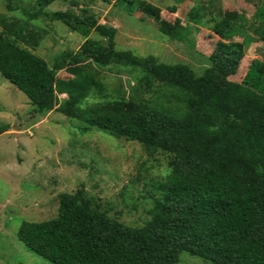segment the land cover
<instances>
[{
    "label": "trees",
    "instance_id": "obj_1",
    "mask_svg": "<svg viewBox=\"0 0 264 264\" xmlns=\"http://www.w3.org/2000/svg\"><path fill=\"white\" fill-rule=\"evenodd\" d=\"M56 1L35 0L19 8L22 18L0 20V74L39 115L56 111L82 122L81 133L95 129L138 143L167 163L155 175L159 162L143 163L133 179L147 189L152 204L142 225L111 216L82 188L58 196L55 218L23 221L20 241L52 264H179L181 254L205 264H264V61L252 60L240 82L229 79L253 38L264 43V0L249 20L235 11L205 20L206 9L197 4L188 24L168 22L145 0H101L129 16L140 11L172 40H186L189 24L208 28L219 40L200 73L187 64L119 50L116 28L101 24L88 7L47 11ZM7 6L15 10L10 1ZM40 20L82 36L80 49L58 54L49 65L36 52L48 35L33 25ZM111 67L135 74L137 85L128 96L122 88L106 98L101 70ZM61 71L70 76L64 99L56 91ZM91 95L101 99L87 103ZM8 130L0 126V135Z\"/></svg>",
    "mask_w": 264,
    "mask_h": 264
},
{
    "label": "rangeland",
    "instance_id": "obj_2",
    "mask_svg": "<svg viewBox=\"0 0 264 264\" xmlns=\"http://www.w3.org/2000/svg\"><path fill=\"white\" fill-rule=\"evenodd\" d=\"M15 10H8V2ZM35 0H0V20L22 18L19 8H30ZM162 12L170 23L186 18L195 5L205 7L206 19L222 16L227 11L242 13L249 20L263 0H145ZM88 7L101 24L117 29L119 50H131L140 56H155L167 64L183 63L200 73L208 66L207 57L213 52L219 38L208 28L188 25L187 39L177 41L163 35L155 21L140 11L127 15L114 2L101 0H58L47 11L79 12ZM176 7V13L170 8ZM33 25L48 31L37 49V54L49 65L64 52H76L84 38L71 33L58 22L36 21ZM2 27L0 25V32ZM92 37H96L95 34ZM241 42V37L234 39ZM264 61V43L253 42L241 61L237 74L229 79L240 82L252 60ZM101 70L109 89L107 99H114L119 91L129 95L137 83L129 69L111 67ZM69 74L61 71L56 79V91L66 98L64 82ZM119 90V91H118ZM91 95L86 101H99ZM86 102L82 105L84 107ZM9 130L0 135V264H52L26 248L18 237L23 221L43 222L58 214V196L73 194L82 188L108 209L121 222L140 226L149 218L151 200L146 198L143 184L133 183L143 163L155 167L151 175L164 170L166 157L151 158L138 143L115 137L98 130L81 133L83 125L74 119L53 111L39 115L28 97L0 74V126ZM146 177L145 172H141ZM179 264H205L201 259L180 255Z\"/></svg>",
    "mask_w": 264,
    "mask_h": 264
}]
</instances>
